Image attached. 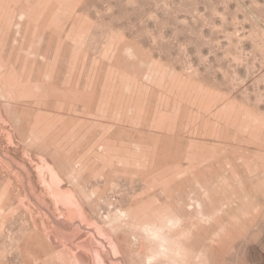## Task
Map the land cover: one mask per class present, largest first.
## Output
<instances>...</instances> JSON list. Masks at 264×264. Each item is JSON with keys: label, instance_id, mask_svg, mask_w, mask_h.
Returning a JSON list of instances; mask_svg holds the SVG:
<instances>
[{"label": "rangeland", "instance_id": "rangeland-1", "mask_svg": "<svg viewBox=\"0 0 264 264\" xmlns=\"http://www.w3.org/2000/svg\"><path fill=\"white\" fill-rule=\"evenodd\" d=\"M264 264V0H0V264Z\"/></svg>", "mask_w": 264, "mask_h": 264}, {"label": "clouds", "instance_id": "clouds-1", "mask_svg": "<svg viewBox=\"0 0 264 264\" xmlns=\"http://www.w3.org/2000/svg\"><path fill=\"white\" fill-rule=\"evenodd\" d=\"M196 259L198 260L199 264H207V257L203 251L197 253Z\"/></svg>", "mask_w": 264, "mask_h": 264}]
</instances>
